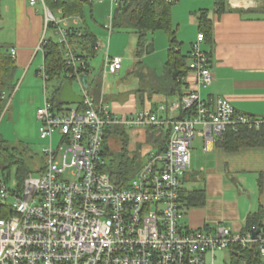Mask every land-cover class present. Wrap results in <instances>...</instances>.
<instances>
[{
    "label": "built area",
    "instance_id": "built-area-1",
    "mask_svg": "<svg viewBox=\"0 0 264 264\" xmlns=\"http://www.w3.org/2000/svg\"><path fill=\"white\" fill-rule=\"evenodd\" d=\"M46 1L30 0L44 12V36L38 50L43 53L45 33L53 29L67 64L77 73L84 62L69 42L71 19L58 18ZM97 1H110L115 7L123 0ZM110 20L106 28L111 32L113 11ZM197 39L190 52L189 71L197 73L200 87H208L213 75L201 48L204 34ZM10 54L15 59L16 50ZM123 61L121 56L107 55L105 68L115 74ZM78 73L75 80L81 85L82 74ZM82 90L85 95L80 105L57 110L46 97L38 109L40 137L50 144L42 150L44 167L25 180L23 191L16 192L15 186L0 177V214H7L0 218V264H206L207 256L214 261L218 251L234 246L257 247L264 264V228L256 226L241 233L224 225L187 229L179 224L193 141L203 137L207 148L228 128L259 129L264 119L238 115L227 99L204 100L198 91L161 105L158 111L166 117L149 110L118 116L104 99L96 102ZM3 98L10 103L11 96L4 94ZM113 125L129 131L158 127L169 133L162 153H143L144 164L128 188L119 187L103 170L104 136ZM198 126L203 130L197 133ZM55 133L61 136L56 148Z\"/></svg>",
    "mask_w": 264,
    "mask_h": 264
},
{
    "label": "crops",
    "instance_id": "crops-1",
    "mask_svg": "<svg viewBox=\"0 0 264 264\" xmlns=\"http://www.w3.org/2000/svg\"><path fill=\"white\" fill-rule=\"evenodd\" d=\"M180 1L172 7V26L183 56H189L198 35L202 33L199 14L207 11L213 23L212 42L201 44L210 61L213 81L208 87H200L197 73L189 71L185 77L186 92L198 91L204 100L225 98L238 115L264 119V0H225L226 11L222 14L217 13L216 0ZM103 2H109L112 13L114 7L111 2ZM86 8L87 4L84 13ZM0 13V40L6 46L10 43L8 47L16 50V78L24 76L23 82L27 83L26 88L21 86L15 94L12 92L9 95L11 101L6 106L4 117L10 113L16 119L20 103L30 99L34 107H40L47 97V91L43 97L39 90L41 79L46 90L43 72H39L38 67L34 68L39 53H42L38 48L44 33V12L40 4L32 6L30 0H0ZM54 14L58 18L64 17L61 9ZM69 19L70 26L79 27L82 24L79 16ZM74 19L78 20L74 23ZM187 30L191 33L190 40L184 36ZM184 44L190 47L187 54H183ZM191 62L190 59L189 66ZM34 87L38 90L34 91ZM24 88L29 89L26 94ZM72 88L74 91L73 83ZM102 95L101 99L105 98L111 111L118 116L132 115L141 110L151 111V101L160 107L180 99L154 95L150 101L147 93L144 102L147 108L139 109L134 91L127 95L123 93L110 103L103 87ZM157 114L167 116L163 112L159 114V111ZM179 115L175 113L176 117ZM146 131H129V134H146ZM201 138L203 140L198 142L196 149L192 145L190 171L183 180V189L204 190L206 200L203 206L190 208L182 226L187 229H214L217 225H224L242 233L247 230L250 218L261 213L260 223L264 227V146L229 152L219 147L217 141L206 148L205 140Z\"/></svg>",
    "mask_w": 264,
    "mask_h": 264
},
{
    "label": "trees",
    "instance_id": "trees-1",
    "mask_svg": "<svg viewBox=\"0 0 264 264\" xmlns=\"http://www.w3.org/2000/svg\"><path fill=\"white\" fill-rule=\"evenodd\" d=\"M88 0H47L46 3L54 12L58 9L63 11L64 17L79 16L82 24L79 27L71 26L69 32V42L74 54L84 62L79 64L78 74L86 73L89 77L91 71L90 59L94 58L99 50L98 38L84 24V8ZM176 2L172 0H123L113 11V29L121 32L132 33L137 36V58H141L145 53L148 44V35L158 31H163L170 36L168 60L164 65L161 75L154 71H149L146 75L142 72V62L139 61L138 68L133 73L146 81L148 85L145 90L136 91L141 108L145 107V95L148 99L159 95L164 98H181L190 92H186L185 77L189 72L191 56H183L176 39V33L172 26V7ZM217 13L222 14L226 11L225 0H216ZM2 15L0 13V23ZM200 31L205 36V41L212 42L213 23L208 17L207 11H202L198 16ZM10 48L0 40V118L7 106L6 99L3 98L7 92H14L17 88L16 74L17 65L15 59L10 54ZM43 67L39 72L45 75L46 91L49 82H56L52 93L47 92V99L54 109H62L63 102L60 99L63 86L67 82L73 83L76 79L74 67L67 64L64 49L58 41L52 38L46 39L43 44ZM84 72V73H83ZM177 77L174 78V73ZM101 81L96 79L89 80L88 94L96 101L102 97ZM105 99V98H103ZM149 109L152 112L158 111V104L151 101ZM185 113H182V116ZM169 133L162 128H148L147 141L156 147L158 153H162L168 144ZM130 134L129 130L120 125H113L107 128L104 136L103 145V170L108 173L112 181L121 188H128L132 179L144 164L142 147L136 151H129ZM217 145L226 151H238L244 147L264 146V125L259 129L249 128L248 126H236L228 128L223 136L217 141ZM30 154L28 146H11L0 135V173L8 184L15 181L16 192L23 191L25 180L39 170H33L26 162L25 155ZM13 170L14 175H13ZM14 177V178H13ZM182 198L185 208L190 209L200 207L205 204L206 194L204 190H182ZM7 214H0V218ZM262 214L250 218L247 230L252 227L264 228L260 223ZM246 230V231H247ZM231 264H261V256L257 247L241 248L234 246L231 249Z\"/></svg>",
    "mask_w": 264,
    "mask_h": 264
},
{
    "label": "rangeland",
    "instance_id": "rangeland-1",
    "mask_svg": "<svg viewBox=\"0 0 264 264\" xmlns=\"http://www.w3.org/2000/svg\"><path fill=\"white\" fill-rule=\"evenodd\" d=\"M91 2L87 3L86 12L84 13V24H88L92 31L96 34L98 38L99 50L96 56L90 59L91 71H90V79H96L102 82L104 93L107 96V100L110 103L114 99L123 95L128 94V92H133L136 94L138 90H145L148 83L146 81L143 82L141 78L137 77L133 71L136 70L139 66L138 62H142V67L144 74H148L149 71H154L157 74L161 75L164 71L165 62L168 60V49H169V41L170 36L163 32L158 31L155 33H151L148 35L149 44L153 45V51L149 53H144L141 58H137V36L128 33L121 32L115 29L112 30V34L110 35V31L106 29L112 24L110 20L111 9L108 3L99 2L97 0H90ZM181 0L180 2H182ZM101 3V4H100ZM116 7V6H115ZM114 7V11H115ZM92 9V12H91ZM114 13V12H113ZM57 15V14H56ZM82 21V19H80ZM190 31L187 30L184 34L187 40H190ZM44 36V33H43ZM45 38H52L54 41L59 40V36L55 33L53 29H50L45 33ZM4 43V41L2 40ZM10 43H7L9 46ZM188 44V43H186ZM184 44L183 54H187L189 51V46ZM148 45V44H147ZM189 45V44H188ZM102 46V47H101ZM152 50V49H151ZM107 53L111 57L121 56L124 58L123 70L117 72L115 74L110 73L107 68H105V60ZM38 67V70H41L43 67V54L39 53L38 58L36 60L34 68ZM17 90L20 87H25L23 82L24 76L16 78ZM19 82V83H18ZM56 82H49L47 92L50 94L53 91ZM39 90L43 97H45V85L43 80H40ZM74 91L84 97V91L80 83L75 80L73 82ZM25 94L29 89H25ZM16 90V91H17ZM37 91L38 88L33 89ZM31 92V91H30ZM12 92H7V95H11ZM31 94V93H29ZM28 94V95H29ZM26 95V96H28ZM126 99H124L125 101ZM156 101V99H155ZM8 103V101H7ZM20 108L17 111L16 119L11 117L9 113L8 116L4 117L1 121L0 125V135L14 147L21 148L22 146H28L30 148V154L25 155L26 162L28 165L35 171L41 170L44 167V159L42 155V150L49 146V140H42L40 137V122L37 119V111L38 109L44 106V103L37 107H34L33 103L30 99H27L26 102L20 103ZM75 105H64V108H72ZM138 108H141L140 103H137ZM21 113V114H20ZM160 114V112H159ZM203 127L198 126L196 128L197 133L202 131ZM61 136L58 133L54 134L53 137V146L56 148L59 145ZM203 140L201 137H197L193 141V148L196 149L198 147V142ZM141 146L143 153L148 151L156 152V147L147 141V131L146 134H134L130 133V142H129V151L133 152ZM155 148V149H154ZM193 149V150H194ZM192 151V150H191ZM196 151V150H195ZM13 170V175H14ZM0 177H3L0 173ZM14 178V177H13ZM11 185L15 186V181ZM190 209H183L181 216L179 218V224H182V221H185L187 214ZM182 226V225H181ZM231 250H222L216 253V259L213 261L211 256H207L206 264H231Z\"/></svg>",
    "mask_w": 264,
    "mask_h": 264
},
{
    "label": "water",
    "instance_id": "water-1",
    "mask_svg": "<svg viewBox=\"0 0 264 264\" xmlns=\"http://www.w3.org/2000/svg\"><path fill=\"white\" fill-rule=\"evenodd\" d=\"M150 48H153V45L148 44L146 46V53L150 52ZM177 77V72L174 73V78ZM81 85H82V89H84L85 91H88L89 89V77L86 73L81 75ZM60 98L63 100V103L65 105H74V104H78L80 105L82 103V98L78 95H76L73 91L72 88V83L71 82H67L64 87H63V91L61 92ZM259 233V231L255 232L253 237L255 238L257 236V234Z\"/></svg>",
    "mask_w": 264,
    "mask_h": 264
},
{
    "label": "bare ground",
    "instance_id": "bare-ground-1",
    "mask_svg": "<svg viewBox=\"0 0 264 264\" xmlns=\"http://www.w3.org/2000/svg\"><path fill=\"white\" fill-rule=\"evenodd\" d=\"M155 149V148H154ZM188 174V173H187Z\"/></svg>",
    "mask_w": 264,
    "mask_h": 264
}]
</instances>
